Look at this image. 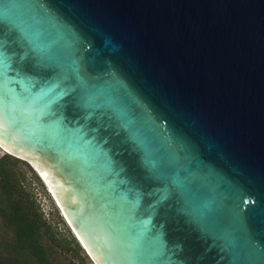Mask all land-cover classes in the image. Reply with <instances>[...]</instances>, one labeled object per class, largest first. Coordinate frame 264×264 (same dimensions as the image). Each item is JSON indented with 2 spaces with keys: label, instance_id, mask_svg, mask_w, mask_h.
<instances>
[{
  "label": "water",
  "instance_id": "water-1",
  "mask_svg": "<svg viewBox=\"0 0 264 264\" xmlns=\"http://www.w3.org/2000/svg\"><path fill=\"white\" fill-rule=\"evenodd\" d=\"M0 144L97 264H264V0H0Z\"/></svg>",
  "mask_w": 264,
  "mask_h": 264
},
{
  "label": "trees",
  "instance_id": "trees-1",
  "mask_svg": "<svg viewBox=\"0 0 264 264\" xmlns=\"http://www.w3.org/2000/svg\"><path fill=\"white\" fill-rule=\"evenodd\" d=\"M25 166L34 173L10 154L0 158V264H87L77 239L45 217Z\"/></svg>",
  "mask_w": 264,
  "mask_h": 264
},
{
  "label": "rangeland",
  "instance_id": "rangeland-1",
  "mask_svg": "<svg viewBox=\"0 0 264 264\" xmlns=\"http://www.w3.org/2000/svg\"><path fill=\"white\" fill-rule=\"evenodd\" d=\"M7 149L0 144V158L5 154H10L16 158H19L29 164L31 169L34 171L31 172L28 167H24L27 171V177L29 179V182L31 184V190L33 191L38 203L40 204L41 210L43 211L45 217L55 223V225L58 227V229L62 232L68 231L72 236L75 237L73 234L71 228L69 227L67 221L63 217V214L61 212L60 207L58 206V203L48 188V184L46 181H44L41 177V172L37 167L34 166V164L17 154L10 153L6 151ZM32 164V165H31ZM62 220V221H61ZM76 238V237H75ZM84 250V249H83ZM84 256H86V262L87 264H97L94 258L89 256L87 252L84 250Z\"/></svg>",
  "mask_w": 264,
  "mask_h": 264
},
{
  "label": "bare ground",
  "instance_id": "bare-ground-1",
  "mask_svg": "<svg viewBox=\"0 0 264 264\" xmlns=\"http://www.w3.org/2000/svg\"><path fill=\"white\" fill-rule=\"evenodd\" d=\"M3 148H4V147H3ZM6 151H8V150H6ZM8 152H10V151H8ZM10 153H12V152H10ZM34 166H35V165H34ZM35 167H36V166H35ZM41 177H42V179H43L44 181H46L42 174H41ZM46 183H47V181H46ZM47 184H48V183H47ZM48 188L50 189V191H51L52 194L54 195V197H55V199H56V201H57V203H58V206H60L62 214L67 218L68 222L73 226L72 222L70 221L69 217L67 216L66 212L64 211L63 207L61 206L60 202L58 201L57 197L55 196V194H54V192L52 191V189H51V187L49 186V184H48ZM73 227H74V226H73ZM74 230L76 231L75 227H74ZM76 233H77V231H76ZM77 235H78V237L80 238V240L82 241V243L85 245V243L83 242V240L81 239V237L79 236L78 233H77ZM85 247H86V245H85ZM86 248H87V247H86ZM87 249H88V248H87ZM89 252H90V251H89Z\"/></svg>",
  "mask_w": 264,
  "mask_h": 264
}]
</instances>
